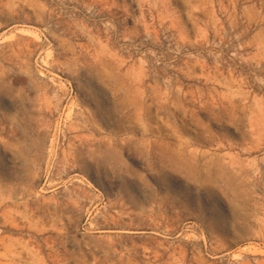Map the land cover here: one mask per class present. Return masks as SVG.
<instances>
[{
	"label": "rangeland",
	"instance_id": "1",
	"mask_svg": "<svg viewBox=\"0 0 264 264\" xmlns=\"http://www.w3.org/2000/svg\"><path fill=\"white\" fill-rule=\"evenodd\" d=\"M0 264H264V0H0Z\"/></svg>",
	"mask_w": 264,
	"mask_h": 264
}]
</instances>
